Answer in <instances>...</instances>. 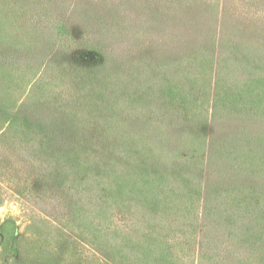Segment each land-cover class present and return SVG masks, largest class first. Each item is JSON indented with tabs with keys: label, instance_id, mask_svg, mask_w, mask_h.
<instances>
[{
	"label": "trees",
	"instance_id": "trees-1",
	"mask_svg": "<svg viewBox=\"0 0 264 264\" xmlns=\"http://www.w3.org/2000/svg\"><path fill=\"white\" fill-rule=\"evenodd\" d=\"M69 1L78 14L87 8L85 0ZM86 1L126 14L94 21L92 30L89 14L50 15V1L27 28L58 31L64 42L82 24L91 54L83 64L96 66L103 87L104 79L121 81L127 113L119 127L94 128L91 116L88 124L67 123L70 115L44 98L54 62L39 71V54L0 46V138L23 125L37 134L45 181L56 187L73 172L68 166L84 165L83 153L96 170L107 167L105 195L122 215L107 231L100 227L105 239L94 243L113 264H264V0H163L159 8L155 0ZM208 10L221 16L219 26L198 15ZM103 106L86 104L96 115ZM66 128L80 140L75 146ZM111 153L113 160L105 157ZM77 173L68 175L79 181V195L89 176ZM96 210L93 220L104 221Z\"/></svg>",
	"mask_w": 264,
	"mask_h": 264
},
{
	"label": "rangeland",
	"instance_id": "rangeland-1",
	"mask_svg": "<svg viewBox=\"0 0 264 264\" xmlns=\"http://www.w3.org/2000/svg\"><path fill=\"white\" fill-rule=\"evenodd\" d=\"M15 1L0 0V46L5 48L16 46L17 52L23 56L31 52L39 54L35 60L39 71H43L49 62H54L55 65L50 68L47 78L49 84L46 83L44 89L48 91V95L44 98L50 100L52 106L61 109L59 110L61 115H70L67 123L76 121V123L88 124L87 116H91L95 122L89 125H93L94 128H118L122 112L127 113V110H124L127 103L120 98L121 81L104 79L105 87H103L98 83L100 71L95 68L96 66L83 64L91 58V54L90 47L83 43L82 24H75L76 28L71 30L69 40L66 39L64 42L58 31L46 33L39 30L37 34H33L27 28V20L36 14L40 3L51 1L52 8L50 5L47 6L48 11L50 15L55 16L73 10L76 15L77 9H71L73 2L25 0L20 1L16 6ZM155 1L157 8L163 5V0ZM127 2L128 5H132ZM84 8H86L84 13L77 15L84 17L85 14H89L90 16L86 18L92 23V30L94 21L119 22L126 14L122 8L105 4L95 5L86 0ZM16 11H18L17 16L14 17L13 13ZM137 11L139 8L133 9V12ZM206 13L203 15L198 12L199 16L204 17V23L210 18L212 27L213 25L215 27V24L219 26L221 16L218 17L214 10H208ZM185 26L184 24L179 31L185 32ZM7 28L8 32H6ZM110 31V36L116 32L114 28ZM133 37L132 43L135 42ZM90 38L91 34L88 35V39ZM185 44V40L181 41L182 46ZM143 46L149 49L148 44ZM166 56L167 54L163 57ZM111 61L113 69L118 71L120 63L117 65L115 58ZM80 68L84 70H79ZM34 81L35 79L29 81L28 86ZM15 88L18 95L24 91L16 85ZM103 100L104 106L103 109L99 107L101 111L99 115L86 107L91 101L99 105ZM0 127L2 129L4 126L0 125ZM36 135L23 125L14 126L0 138V234L4 237L0 242V257L5 255L6 258H3L8 259V264H27L29 257L33 258L34 264H113L104 254L96 250L94 243L96 239L98 241L105 239V235L102 236L99 232L100 227H102L101 232L107 231L109 224L122 215L116 206L117 203L108 200L106 196L108 193L103 188L108 183L107 167L100 166L101 173L91 162L85 161L87 157L83 153L84 165L81 167L70 165L68 167L73 172H67L77 175V172L84 171L85 176H89L80 183L81 194L78 195L77 192L79 181L68 174L63 176L62 184L59 183L57 187L47 184L42 170L45 161L38 151ZM72 135L73 132L66 128L65 137L75 146L80 140L71 137ZM118 135H113L111 139L117 142ZM83 141L87 139L83 138ZM93 150L96 151L97 148ZM98 153L99 150L96 154ZM112 153L110 156L105 154V157L110 158ZM62 162L57 160L56 164ZM74 182L76 187L73 188ZM96 208L102 214L104 221L93 220L95 219L93 216L97 215Z\"/></svg>",
	"mask_w": 264,
	"mask_h": 264
}]
</instances>
